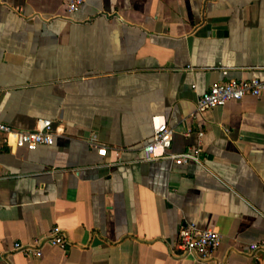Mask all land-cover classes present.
Listing matches in <instances>:
<instances>
[{"label":"crops","instance_id":"1","mask_svg":"<svg viewBox=\"0 0 264 264\" xmlns=\"http://www.w3.org/2000/svg\"><path fill=\"white\" fill-rule=\"evenodd\" d=\"M68 2L0 0V120L57 130L2 145L0 251L58 226L67 247L10 264H203L176 248L192 222L222 235L206 264H264V95L197 112L215 82L264 80V0ZM162 121L199 162L144 159Z\"/></svg>","mask_w":264,"mask_h":264},{"label":"built area","instance_id":"2","mask_svg":"<svg viewBox=\"0 0 264 264\" xmlns=\"http://www.w3.org/2000/svg\"><path fill=\"white\" fill-rule=\"evenodd\" d=\"M83 4L84 0H69L68 12L70 14L77 12ZM262 95H264V80L259 78L218 81L199 96L197 112L222 107L229 101L242 100L246 96L260 97ZM56 136L57 130L51 119H38L37 127L33 131L15 130L0 120V150L3 144L28 150H35L39 146H51L54 144ZM172 142L173 129L168 123L162 121L155 124L151 141L142 148L144 159L146 161L170 159L176 165L200 161L201 148H190L183 153L174 154L169 152ZM91 144L98 148L99 155H106L107 148L101 145L95 136L92 138ZM221 243L222 235L219 232L212 229H202L195 223L186 222L180 225L176 248L183 254L191 255L199 262L206 264L214 260ZM68 244L69 241L64 235L63 229L56 226L46 236L36 238L31 243L16 242L12 249L0 251V264H10V256L15 253L23 254L26 257H41L45 245L65 248ZM250 250L252 252H264V238L252 243ZM216 264L229 263L224 260H216Z\"/></svg>","mask_w":264,"mask_h":264}]
</instances>
